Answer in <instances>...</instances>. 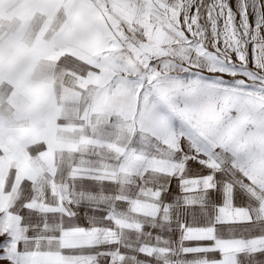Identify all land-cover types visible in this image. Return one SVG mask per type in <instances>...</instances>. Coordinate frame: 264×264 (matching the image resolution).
<instances>
[{"label":"snow or ice","instance_id":"6c2138e0","mask_svg":"<svg viewBox=\"0 0 264 264\" xmlns=\"http://www.w3.org/2000/svg\"><path fill=\"white\" fill-rule=\"evenodd\" d=\"M0 264H264V0H0Z\"/></svg>","mask_w":264,"mask_h":264}]
</instances>
